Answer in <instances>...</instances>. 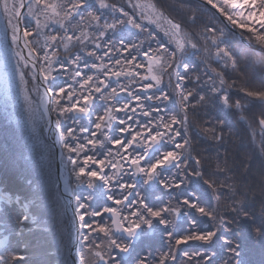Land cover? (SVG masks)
Returning <instances> with one entry per match:
<instances>
[{
  "label": "snow or ice",
  "instance_id": "snow-or-ice-1",
  "mask_svg": "<svg viewBox=\"0 0 264 264\" xmlns=\"http://www.w3.org/2000/svg\"><path fill=\"white\" fill-rule=\"evenodd\" d=\"M0 13L10 34L0 50V119L11 141L0 154L16 185L0 176V219L15 215L25 249L14 264L39 260L27 254L38 234L57 245L44 255L68 253L52 264H216L222 250L236 264H255L259 252L264 264V240L259 249L233 245L231 225L214 224L201 203L173 98L131 11L112 0H0ZM97 182L106 206L74 197V186ZM161 236L157 256L151 242Z\"/></svg>",
  "mask_w": 264,
  "mask_h": 264
},
{
  "label": "trees",
  "instance_id": "trees-1",
  "mask_svg": "<svg viewBox=\"0 0 264 264\" xmlns=\"http://www.w3.org/2000/svg\"><path fill=\"white\" fill-rule=\"evenodd\" d=\"M202 1L216 8L245 40L264 52V0H249L246 8H256L262 19L253 22L237 17V9L230 4ZM112 2L131 11L143 25L138 36L146 47H152L159 71H163L160 78L173 98L169 111L181 121V138L187 141L184 155L188 170L196 169L192 179L202 185L201 203L213 214L214 224L231 225V231L224 235L231 237L233 245L243 241L259 249L264 240V131L259 126V121H264V54L246 47L209 7L195 0H131L140 14L128 9L126 0ZM146 6L186 31L195 49L178 53L170 36L144 20ZM215 53L219 57L216 68L212 60ZM180 76L187 79L180 80ZM2 125L0 119V143L10 144ZM52 172L54 181L55 167ZM0 176L8 177L16 186L15 173L8 169L2 154ZM72 193L76 199L89 198L93 208L107 204V192L99 182L93 189L76 185ZM14 220V214L0 219V243H4L0 257L4 264H14L12 255L25 251L24 241L14 234ZM151 243L154 255L166 249L162 236ZM33 245L27 254L39 253V260L30 258L24 264H52L68 256L63 249L57 257L44 255L57 247L49 234H38ZM253 261L259 264V252L253 254ZM216 264H236L235 252L222 250Z\"/></svg>",
  "mask_w": 264,
  "mask_h": 264
},
{
  "label": "rangeland",
  "instance_id": "rangeland-1",
  "mask_svg": "<svg viewBox=\"0 0 264 264\" xmlns=\"http://www.w3.org/2000/svg\"><path fill=\"white\" fill-rule=\"evenodd\" d=\"M221 4H230L231 7L237 9L236 16L239 18H243L249 21H260L261 14L258 13L256 8L249 9L246 6L249 4V0H218ZM237 7V8H236ZM137 9V8H132ZM136 11V10H135ZM233 11V10H232ZM137 12V11H136ZM138 13V12H137ZM145 17L144 20L149 22L153 27L160 29L165 35L170 36L173 40V44L176 47L178 53L185 51L187 48L195 49V44L192 43L189 38L187 37L186 31H184L178 24L173 23V21H169L161 17L158 13L152 11L148 6H146L145 10ZM140 14V13H138ZM9 33L7 32V23L6 17L3 13H0V50L6 48L9 38ZM186 52V51H185ZM218 54L215 53V57H212L214 61V68L218 65ZM10 63H15L14 58L10 57ZM217 64V65H216ZM216 65V66H215ZM3 74V64L0 61V78H2ZM163 74V71H160V75ZM164 79H161V84L163 86ZM180 102H177L178 105L181 104V97ZM186 99V98H185ZM4 243H0V254L2 253L1 247H3Z\"/></svg>",
  "mask_w": 264,
  "mask_h": 264
},
{
  "label": "water",
  "instance_id": "water-1",
  "mask_svg": "<svg viewBox=\"0 0 264 264\" xmlns=\"http://www.w3.org/2000/svg\"><path fill=\"white\" fill-rule=\"evenodd\" d=\"M199 3H201L202 5H205L207 7H209L218 17L219 19L222 21V23L232 32L234 33L235 35L238 36V38L240 39V41L246 46L248 47L249 49L255 51V52H258V53H261V54H264V52L258 48H256L255 46H253L251 43H249L247 40L244 39V37H242L238 31L236 29H234L230 24L229 22L222 16L221 13H219V11L214 8L213 6L209 5L208 3L202 1V0H195ZM259 126H260V129L262 131H264V121L260 120L259 121ZM58 167V165H57ZM65 179H67V174L65 173Z\"/></svg>",
  "mask_w": 264,
  "mask_h": 264
},
{
  "label": "flooded vegetation",
  "instance_id": "flooded-vegetation-1",
  "mask_svg": "<svg viewBox=\"0 0 264 264\" xmlns=\"http://www.w3.org/2000/svg\"><path fill=\"white\" fill-rule=\"evenodd\" d=\"M185 101H187V99H185Z\"/></svg>",
  "mask_w": 264,
  "mask_h": 264
}]
</instances>
